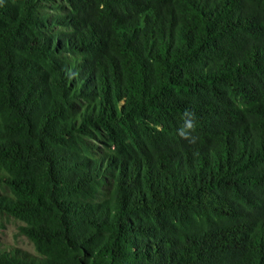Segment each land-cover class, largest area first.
<instances>
[{
  "label": "trees",
  "instance_id": "1",
  "mask_svg": "<svg viewBox=\"0 0 264 264\" xmlns=\"http://www.w3.org/2000/svg\"><path fill=\"white\" fill-rule=\"evenodd\" d=\"M0 264H264V0H0Z\"/></svg>",
  "mask_w": 264,
  "mask_h": 264
},
{
  "label": "rangeland",
  "instance_id": "2",
  "mask_svg": "<svg viewBox=\"0 0 264 264\" xmlns=\"http://www.w3.org/2000/svg\"><path fill=\"white\" fill-rule=\"evenodd\" d=\"M19 221L12 217L0 219V242L8 243L34 253L31 242L18 232Z\"/></svg>",
  "mask_w": 264,
  "mask_h": 264
}]
</instances>
